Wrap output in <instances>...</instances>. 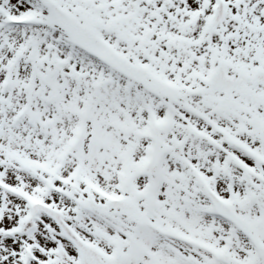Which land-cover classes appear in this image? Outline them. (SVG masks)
Returning a JSON list of instances; mask_svg holds the SVG:
<instances>
[{
    "label": "snow or ice",
    "instance_id": "obj_1",
    "mask_svg": "<svg viewBox=\"0 0 264 264\" xmlns=\"http://www.w3.org/2000/svg\"><path fill=\"white\" fill-rule=\"evenodd\" d=\"M0 264H264V0H0Z\"/></svg>",
    "mask_w": 264,
    "mask_h": 264
}]
</instances>
